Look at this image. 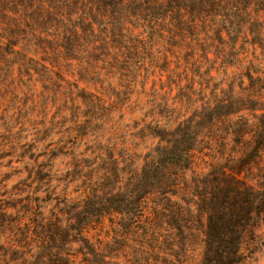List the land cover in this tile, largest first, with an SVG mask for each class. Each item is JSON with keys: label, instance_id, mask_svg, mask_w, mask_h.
Wrapping results in <instances>:
<instances>
[{"label": "trees", "instance_id": "obj_1", "mask_svg": "<svg viewBox=\"0 0 264 264\" xmlns=\"http://www.w3.org/2000/svg\"><path fill=\"white\" fill-rule=\"evenodd\" d=\"M263 228L264 0H0V264H256Z\"/></svg>", "mask_w": 264, "mask_h": 264}, {"label": "rangeland", "instance_id": "obj_2", "mask_svg": "<svg viewBox=\"0 0 264 264\" xmlns=\"http://www.w3.org/2000/svg\"><path fill=\"white\" fill-rule=\"evenodd\" d=\"M150 82L148 86H150ZM111 229V224L108 220H104L101 225L96 226L94 230L90 232V235L100 238L101 240L107 239L106 236H108ZM261 232L264 234V228L261 230ZM256 264H264V257L259 258Z\"/></svg>", "mask_w": 264, "mask_h": 264}]
</instances>
